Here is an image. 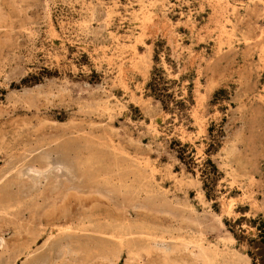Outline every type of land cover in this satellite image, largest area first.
<instances>
[{
  "label": "rangeland",
  "instance_id": "rangeland-1",
  "mask_svg": "<svg viewBox=\"0 0 264 264\" xmlns=\"http://www.w3.org/2000/svg\"><path fill=\"white\" fill-rule=\"evenodd\" d=\"M257 226L264 0H0V264H253Z\"/></svg>",
  "mask_w": 264,
  "mask_h": 264
},
{
  "label": "trees",
  "instance_id": "trees-1",
  "mask_svg": "<svg viewBox=\"0 0 264 264\" xmlns=\"http://www.w3.org/2000/svg\"><path fill=\"white\" fill-rule=\"evenodd\" d=\"M207 163L210 165L211 170L206 173L208 179H211L210 174L213 175L217 172L215 165L211 162L210 159L206 160ZM259 230V234L256 238H252V242L254 241L255 244L252 243L251 248L257 249L256 251L249 250L248 253L252 257L253 264H264V226H257ZM261 249V250H259Z\"/></svg>",
  "mask_w": 264,
  "mask_h": 264
}]
</instances>
